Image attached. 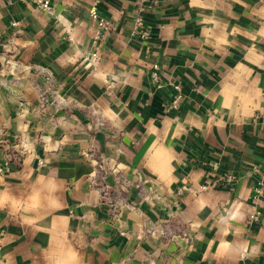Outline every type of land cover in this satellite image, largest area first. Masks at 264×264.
I'll return each mask as SVG.
<instances>
[{"label":"crops","instance_id":"0c3cea01","mask_svg":"<svg viewBox=\"0 0 264 264\" xmlns=\"http://www.w3.org/2000/svg\"><path fill=\"white\" fill-rule=\"evenodd\" d=\"M136 1L0 0V264H264V0Z\"/></svg>","mask_w":264,"mask_h":264},{"label":"built area","instance_id":"2783aa9c","mask_svg":"<svg viewBox=\"0 0 264 264\" xmlns=\"http://www.w3.org/2000/svg\"><path fill=\"white\" fill-rule=\"evenodd\" d=\"M24 2L25 4L31 5L36 9H39L41 11L51 13L53 10V5H52V0H20ZM101 2V0H94L93 6L90 8V16L91 18L95 19L98 24V28L100 29L99 32L97 33V36H101V31L106 30L107 28V23L105 20L98 14L97 11V6ZM136 6H137V16L135 17L134 20V33L138 34L140 37L143 39L147 38L149 36V32L144 28V22H143V13L146 12L147 9L151 8L152 2L151 0H137L136 1ZM151 78L154 83L159 85V77L157 74V66H153V70L151 72ZM45 82L48 84V87L44 89L39 88L38 89V96L40 99V103L42 106L49 104L50 98L52 95V87H53V82L51 79L45 78ZM50 83V84H49ZM171 86L174 88L176 91L175 95L173 96L172 102L170 103V107L175 108L178 105V102L181 98V94L179 92V87L176 84H171ZM0 171L2 169L0 168ZM259 179L256 182L255 186L253 187V192H252V198L254 200H261L264 198V167L263 169L259 172ZM143 195V194H142ZM258 213H254L251 215V219L254 221L258 220ZM186 239H191V236L185 235Z\"/></svg>","mask_w":264,"mask_h":264},{"label":"rangeland","instance_id":"374dc122","mask_svg":"<svg viewBox=\"0 0 264 264\" xmlns=\"http://www.w3.org/2000/svg\"><path fill=\"white\" fill-rule=\"evenodd\" d=\"M187 241H189L188 239H186Z\"/></svg>","mask_w":264,"mask_h":264}]
</instances>
